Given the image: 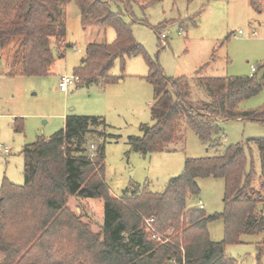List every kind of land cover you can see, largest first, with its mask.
<instances>
[{
	"label": "trees",
	"instance_id": "obj_1",
	"mask_svg": "<svg viewBox=\"0 0 264 264\" xmlns=\"http://www.w3.org/2000/svg\"><path fill=\"white\" fill-rule=\"evenodd\" d=\"M112 1L0 0V49L12 43V64L19 65L10 75L46 77L54 63L53 51L63 57L64 50L72 48L64 44L65 8L73 2L84 30L111 28L115 35L109 43L85 46L80 65L73 70L79 78L77 86L115 85L125 78L126 58L141 56L146 63L144 79L153 89V124L140 125L141 136L128 137L130 150L144 156L182 150L190 129L214 154L186 159L182 173L169 179L162 192L138 188L114 198L104 181L105 120L66 116L62 130L22 149L24 184L2 183L0 264H241L226 255L225 247L240 244L245 235L259 237L256 260L264 264V213L260 212L264 138L222 149L217 141L223 122L244 120L264 126V105L253 111L241 109L242 103L264 91V74L258 76L256 70L250 76L207 77L202 67L193 79L209 100H194L188 78L164 75L158 61L135 41L121 11H111ZM157 1L162 0L146 3ZM132 2L121 3L128 4L123 9L131 19ZM250 5L261 12L256 0ZM116 61L120 76L110 75ZM93 140L101 144L90 155ZM252 147L258 153L259 175L254 171ZM205 178L223 182L221 213L208 215L197 206L198 180ZM70 198L102 201L100 233H92L69 209ZM146 220H152L159 239L146 232ZM217 220L223 224L219 242L208 233V224Z\"/></svg>",
	"mask_w": 264,
	"mask_h": 264
},
{
	"label": "rangeland",
	"instance_id": "obj_2",
	"mask_svg": "<svg viewBox=\"0 0 264 264\" xmlns=\"http://www.w3.org/2000/svg\"><path fill=\"white\" fill-rule=\"evenodd\" d=\"M125 1L130 0L112 1L111 11H121L135 41L150 58L158 61L165 76L188 78L194 100H209L206 90L200 89L193 79L194 72L202 67L207 77L250 76L252 67L257 70L256 75L264 74V0H256L261 12L251 7V0H162L150 4L146 3L148 0H132L130 9L135 22L124 13L123 8H128V4L121 3ZM65 15L64 45L72 48H66L63 57L53 51L54 63L46 77L11 76L10 73L19 70L15 61L12 64V43L0 49V188L4 180L16 186L24 184L22 149L38 138L47 139L62 130L64 118L70 115L105 120L108 137L104 141V181L114 198L138 188L162 192L169 179L182 173L186 159L213 155L214 150L200 142L190 129H186L182 150L145 156L130 150L128 137L141 136L140 125L153 124L150 115L153 90L144 79L148 69L141 56L126 58L122 83L105 88L96 84L76 85L62 93L60 78L73 75L85 46L94 41L109 43L115 37L111 28L106 29L105 40L97 37L95 28L84 30L73 2L66 6ZM161 34L166 39H161ZM110 75H121L118 61ZM263 105L264 91L242 103L241 109L253 111ZM251 138H264V126L242 120L221 124L219 143L226 139L221 149L227 145H245ZM89 143L96 148L94 140ZM5 149L9 152L5 153ZM252 149L254 171L259 175L258 153L255 147ZM198 187L197 201L204 206L206 214L221 213L223 182L205 178L198 180ZM67 206L92 233L101 232V200L70 198ZM260 212L264 213V206ZM145 224L150 237H161L154 232L152 222L146 220ZM208 233L212 241H221L222 222L209 223ZM256 240L257 236L245 235L240 244L227 245L225 253L241 264H257Z\"/></svg>",
	"mask_w": 264,
	"mask_h": 264
},
{
	"label": "built area",
	"instance_id": "obj_3",
	"mask_svg": "<svg viewBox=\"0 0 264 264\" xmlns=\"http://www.w3.org/2000/svg\"><path fill=\"white\" fill-rule=\"evenodd\" d=\"M238 34H242L241 31H239ZM161 39H166V35L165 34H161L160 35ZM256 69L254 67L251 68V72L252 73H255ZM79 83V78L74 76V75H70V76H62L60 78V82H59V90L62 92V93H66L68 92L69 88L71 86H76L78 85ZM95 150V147L94 145L90 144L89 147H88V153L90 155L93 154ZM5 153H8L9 151L7 149L4 150ZM197 206L200 208V209H204V206L201 204V202H199L197 204ZM149 222H152V220H149ZM147 231V230H146Z\"/></svg>",
	"mask_w": 264,
	"mask_h": 264
},
{
	"label": "crops",
	"instance_id": "obj_4",
	"mask_svg": "<svg viewBox=\"0 0 264 264\" xmlns=\"http://www.w3.org/2000/svg\"><path fill=\"white\" fill-rule=\"evenodd\" d=\"M92 30V29H91ZM105 34H106V31H104V30H97V37H103V39L105 40ZM252 34H254V32L252 33ZM94 42H97V41H94ZM102 42V41H101ZM79 66V65H78ZM124 81V79L123 80H120L117 84H119V83H122ZM116 85V84H115ZM152 88V87H151ZM153 90V89H152ZM242 109L243 110H245L243 107H242ZM65 119V118H64ZM242 121H244V120H242ZM225 122H223L222 124H224ZM219 137L217 138V141L219 142ZM226 142V139H222L221 140V143H220V145L221 144H223V143H225ZM222 146V145H221ZM228 146V145H227ZM227 146H225V147H227ZM214 154V153H213ZM208 156V155H207ZM210 156V155H209ZM212 156V155H211ZM113 197V196H112ZM198 203H199V201H198ZM197 203V204H198ZM260 210H262V207L260 208ZM243 237V236H242ZM241 237V238H242ZM259 241V238L257 237V240H256V242L255 243H257Z\"/></svg>",
	"mask_w": 264,
	"mask_h": 264
}]
</instances>
